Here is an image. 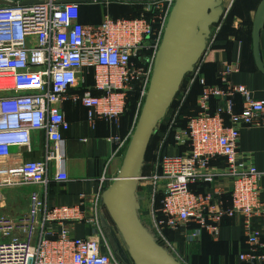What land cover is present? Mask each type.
<instances>
[{"label": "built area", "instance_id": "built-area-1", "mask_svg": "<svg viewBox=\"0 0 264 264\" xmlns=\"http://www.w3.org/2000/svg\"><path fill=\"white\" fill-rule=\"evenodd\" d=\"M0 1L13 4L0 5V192L32 188L26 213L17 217L0 214V264H122L102 226L105 220L119 240L102 196L115 179L107 175L109 166L123 159L133 136L175 0L148 3L145 11L155 12L150 21L144 16L112 19L104 15L96 25L81 23L83 4L71 0H36L38 3L26 5L28 0ZM110 1L89 4L108 6ZM229 9L223 8L218 29ZM213 40L209 38L204 54L187 75L158 146L157 160L136 179L137 193L145 187L148 190V231L175 259L179 251L168 233L185 244L198 241L203 233L215 240L225 220L239 218L248 246L239 259L264 264L262 173L245 166L238 152L242 128L264 127V100H255L244 86L231 85L228 77L233 68L228 64H222L218 72L219 85L206 84L201 69ZM143 52L147 55L141 56ZM88 76L92 88L76 92ZM196 81L201 86L197 113L179 128L177 113ZM135 82L139 95L132 126L126 134L111 137L112 151L89 205L81 195L78 206L49 208L50 180H68L63 167V134L70 124L64 103L81 106L92 128L98 120L118 128L127 93ZM236 96L241 100L240 112L234 110ZM211 101L217 103L214 110ZM35 133L44 135L43 156L39 161L23 160L20 150L30 152ZM216 159L224 160V172L213 171ZM217 177L230 180L227 202L218 190H193V186H211ZM157 200L161 218L154 209ZM77 224H84L93 235L76 237Z\"/></svg>", "mask_w": 264, "mask_h": 264}, {"label": "crops", "instance_id": "crops-1", "mask_svg": "<svg viewBox=\"0 0 264 264\" xmlns=\"http://www.w3.org/2000/svg\"><path fill=\"white\" fill-rule=\"evenodd\" d=\"M260 1L232 0V15L237 19H234L230 25H224L222 29L220 28L221 30L215 46L207 53L205 59V78L208 82L215 83L217 81L216 72L221 70L222 64H228L233 68L232 73L228 77L229 83L231 85L246 87L255 100H264V76L256 69L251 56L252 21ZM93 6L95 5H81V23L96 25L99 22V18H96L97 11H94ZM259 51L264 65V28L260 33ZM184 81L183 87L187 83V80ZM195 95H197V92L194 90L192 98ZM234 99V110L235 112H240V97L236 96ZM216 105L217 103L213 102L211 109L214 110ZM193 111L191 110V113ZM63 112L66 120L70 124L69 131L63 134V167L68 180L62 183H56L50 180L46 195L47 206L49 208L78 206L81 203V195L85 196V202L88 206L92 195L97 191L99 177L112 151L113 146L110 139L115 135H122L123 131L130 127L131 119L122 117L119 121L118 128L114 124L98 120L95 123V127L92 128L87 121L85 110L81 106L66 102L63 106ZM155 134L158 137L156 139L158 142L161 137V132L153 133V135ZM168 143L170 144V142ZM30 149V152H26L23 149L20 150L23 153L22 159L29 161L41 160L44 150V135L42 133L33 134ZM178 151L181 152L180 150ZM238 152L245 166H254L258 172L262 173L259 185L264 201V127L242 128L240 131ZM20 161L21 159L12 162L13 164H18ZM120 161L121 159H116L109 166V177L115 174V171H117L120 165ZM225 167V162L222 159H216L212 162V169L217 173L224 172ZM53 172L52 168L50 174L52 175ZM209 187L214 191L218 190L222 192V197H226L227 200L222 199L226 202L228 201V191L230 189L229 179L217 177ZM20 189L26 190L28 195L32 190V188ZM16 199L14 193L4 190L1 191L0 214L9 217H17L24 214L22 212L20 213L15 206L17 204ZM140 199L141 192H138L137 200L140 206L138 216L143 223L144 220L141 219V212H145ZM86 214H89V208L86 209ZM145 215L147 221L148 213ZM74 235L78 238L90 237L93 235V231L84 224H77ZM168 236H172V241H174L180 254L186 253L191 258L192 256H196L199 264L245 263L239 259L241 254L248 252V246L242 232L239 218L225 220L215 240L209 239V236L203 233L198 241L185 244L181 240L177 241L173 234H168ZM262 242L264 244V227L262 228Z\"/></svg>", "mask_w": 264, "mask_h": 264}, {"label": "water", "instance_id": "water-1", "mask_svg": "<svg viewBox=\"0 0 264 264\" xmlns=\"http://www.w3.org/2000/svg\"><path fill=\"white\" fill-rule=\"evenodd\" d=\"M106 1L71 0L70 2L87 4ZM30 3L38 2L28 0L23 5ZM0 5L13 4L0 1ZM222 15L223 0H175L155 58L150 87L133 136L117 177L102 196V204L107 216L121 238L122 244L112 232L116 255L122 264H181L155 242L152 234L141 223L138 216L140 206L137 200L136 179L156 127L166 116L185 76L193 71L204 54L211 28L220 22ZM263 28L264 0H261L252 21L251 40L255 67L264 76V65L259 51L260 33ZM102 226L108 228L105 220H102Z\"/></svg>", "mask_w": 264, "mask_h": 264}, {"label": "trees", "instance_id": "trees-1", "mask_svg": "<svg viewBox=\"0 0 264 264\" xmlns=\"http://www.w3.org/2000/svg\"><path fill=\"white\" fill-rule=\"evenodd\" d=\"M114 1H117V4L118 3H122V4H128V5H132V6H138L139 10L138 12L135 14V15H125V16H110L108 15L110 18L112 19H136V18H140L142 16H144L147 20H151L152 17L154 16L155 12L154 11H150V12H146L145 11V6L148 4V3H151V2H147V1H138V0H132V1H124V0H114ZM114 1H111L112 4H109L110 6L114 4ZM225 3V0H223V4ZM89 4V3H87ZM83 5H86V4H83ZM92 8H94V11H97V7L96 5L93 6ZM82 12V9H81V6H80V13ZM234 19H237L235 18L233 15H232V5L229 9V11L227 12L225 18L223 19L221 25H220V28L222 29L224 27V25H230V23L233 22ZM101 20H102V17H101ZM101 20L97 23L99 24L101 22ZM219 28V31L218 33L216 34L214 40H213V43L211 44L210 48H209V51L212 50L215 46V43L217 41V38H218V35L220 33V29ZM252 29V28H251ZM252 31V30H251ZM147 55V53H142L141 56H145ZM252 56V59H253V55ZM254 61V59H253ZM135 63L139 64L140 63V60H134ZM255 65V64H254ZM205 67H206V60L204 61L203 65H202V69H201V74L206 82L207 85H219L220 84V81H219V78H218V74L216 72V77H217V81L215 83H210L207 81V79L205 78ZM188 76L186 75L184 80H186ZM182 82L181 84V87H180V90L178 92V94L176 95L174 101L172 102L170 108L168 109L167 113H166V116L164 117V119L158 124V126L156 127L155 129V132H158L160 131L161 132V137H160V140L157 142L156 139L158 138L157 135H152L151 139H150V142L148 144V147H147V150H146V154H145V158H146V155H147V152L150 148V145L152 142H154V147H155V150L158 149V146H159V142H161L162 138L164 137L165 133H166V130L168 128V123L171 119V117L173 116L174 112H175V108L177 106V102L176 100H178V98L181 96V89H183L184 87L182 86L184 84V81ZM183 87V88H182ZM92 88V78L91 76H88L87 79H86V82L84 85H82L80 88H78L76 90V92H79V93H82L86 90H90ZM194 90L197 92V95L193 96L194 98H192V93L194 92ZM201 93V86L199 85V83L196 81L192 84L182 106L179 108V111L177 113V120H176V126L179 127V128H184L185 125H186V118L189 117V116H194L196 113H197V107H196V100H197V97L200 95ZM138 95H139V85L137 82L133 83V88L130 92L127 93V99H126V104H125V109H124V113L123 115L121 116V119L122 117H128L129 119H131V124H130V127L128 129L131 128L132 126V122H133V119H134V115H135V112H136V105H137V100H138ZM235 100V99H234ZM215 102V101H211V104ZM191 110H194L192 113H191ZM166 122V123H165ZM125 130L123 131L122 135L126 134L129 130ZM170 139V138H169ZM156 141V142H155ZM170 142V140L168 141ZM167 142V143H168ZM153 147V148H154ZM164 152H166L164 150ZM163 154H166L164 153ZM144 162H145V159H144ZM193 190L197 193H207L210 191V187L209 186H204V185H198V186H193ZM228 198H229V195H228ZM224 200H227L226 197L223 198ZM160 203H159V200L156 201L155 203V206H154V209L157 213V216L159 218L162 217L161 215V212H160ZM140 219V217H139ZM141 221V220H140ZM142 223V222H141ZM143 224V223H142ZM143 226H145L143 224ZM146 228V226H145ZM148 230V229H147ZM105 232H106V235H107V238H108V241L112 247V249L114 250V252L116 253V249H115V240H114V237L112 235V232H111V229L108 227L105 229ZM170 234V233H168ZM168 236V235H167ZM171 240L172 239V236L169 237ZM176 240L178 238H175ZM210 239V238H209ZM179 241V240H177ZM245 264V263H243ZM247 264V263H246Z\"/></svg>", "mask_w": 264, "mask_h": 264}, {"label": "rangeland", "instance_id": "rangeland-1", "mask_svg": "<svg viewBox=\"0 0 264 264\" xmlns=\"http://www.w3.org/2000/svg\"><path fill=\"white\" fill-rule=\"evenodd\" d=\"M231 2L232 0H225V3L223 4V8L224 9H229L231 6ZM109 4H112L111 2ZM97 7V14H96V18H99V21H100V18L104 17V15H110V16H125V15H135L139 8L138 6H132V5H128V4H122V3H118L117 4V1H114V4L113 5H108V6H105L104 4H99V5H96ZM218 33V24L217 25H214L212 26L211 28V33H210V39L211 38H215L216 34ZM184 86V85H183ZM183 88V87H182ZM182 91V89H181ZM156 142V141H155ZM154 142L151 143L150 145V148L147 152V155H146V158H145V162L143 164V172H149L151 167L153 166V164L155 163V161L157 160V149L155 150V147H154ZM154 147V148H153ZM166 151V150H165ZM166 153V152H164ZM122 160L120 161V165L117 169V171H115V174L111 176V178H116L117 175H118V172H119V169H120V166H121V163H122ZM141 169V170H142ZM107 175H108V172H107ZM4 191H7V192H11V193H14L15 194V197L17 198L16 199V207L18 208V210L20 211V213H26L27 209H28V206H29V200H28V193L26 190L24 189H20V188H12V189H7V190H4ZM141 203H142V207H143V210L145 213H142L141 212V219L144 220L143 221V224L146 226V228L148 229V224H146V222H148L149 218H147V221H146V215L148 213V210L150 208V199H149V192L148 190L145 188H143L141 190ZM147 212V213H146ZM119 236V234H118ZM119 240L121 241V238L119 236ZM177 255V259L178 261L181 263V264H199L197 261H198V258H196V256H192V258L188 255H186V253L184 254H176ZM195 258V259H194Z\"/></svg>", "mask_w": 264, "mask_h": 264}]
</instances>
